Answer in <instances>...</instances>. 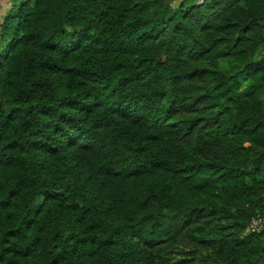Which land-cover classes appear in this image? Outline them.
<instances>
[{"label": "trees", "instance_id": "1", "mask_svg": "<svg viewBox=\"0 0 264 264\" xmlns=\"http://www.w3.org/2000/svg\"><path fill=\"white\" fill-rule=\"evenodd\" d=\"M4 3L0 264H264V0Z\"/></svg>", "mask_w": 264, "mask_h": 264}, {"label": "built area", "instance_id": "2", "mask_svg": "<svg viewBox=\"0 0 264 264\" xmlns=\"http://www.w3.org/2000/svg\"><path fill=\"white\" fill-rule=\"evenodd\" d=\"M204 0H200V3H202ZM264 230V216L257 215L252 218L250 221L247 232L248 233H259Z\"/></svg>", "mask_w": 264, "mask_h": 264}, {"label": "crops", "instance_id": "3", "mask_svg": "<svg viewBox=\"0 0 264 264\" xmlns=\"http://www.w3.org/2000/svg\"><path fill=\"white\" fill-rule=\"evenodd\" d=\"M5 0H0V5H2V6H0V22H1V16H3L4 14H5V12H6V10H8L9 9V7H7L6 5H5Z\"/></svg>", "mask_w": 264, "mask_h": 264}, {"label": "rangeland", "instance_id": "4", "mask_svg": "<svg viewBox=\"0 0 264 264\" xmlns=\"http://www.w3.org/2000/svg\"><path fill=\"white\" fill-rule=\"evenodd\" d=\"M14 3H15V1H14ZM0 6H2V5H0Z\"/></svg>", "mask_w": 264, "mask_h": 264}]
</instances>
